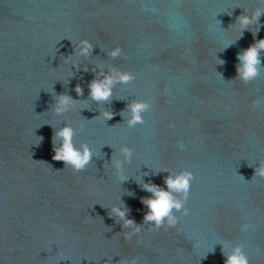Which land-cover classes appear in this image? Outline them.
I'll list each match as a JSON object with an SVG mask.
<instances>
[{"label":"water","instance_id":"water-1","mask_svg":"<svg viewBox=\"0 0 264 264\" xmlns=\"http://www.w3.org/2000/svg\"><path fill=\"white\" fill-rule=\"evenodd\" d=\"M256 7L264 0H0V264H224L221 248L237 242L249 264H264V178L254 176L264 161V53L255 80L236 71L237 54L264 38V15L255 37V25L241 35L235 23ZM82 38L93 50L76 67ZM117 44L124 55L112 58ZM100 66L135 74L111 103L88 96ZM59 93L78 100L63 114ZM150 97L145 124L129 128L121 111ZM104 108L116 115L105 121ZM65 123L93 152L81 172L52 158ZM125 144L133 157L117 172ZM161 165L194 174L189 214L177 212L167 231L143 223L141 197L151 194L142 184L166 188ZM113 205L141 226L131 240Z\"/></svg>","mask_w":264,"mask_h":264},{"label":"clouds","instance_id":"clouds-1","mask_svg":"<svg viewBox=\"0 0 264 264\" xmlns=\"http://www.w3.org/2000/svg\"><path fill=\"white\" fill-rule=\"evenodd\" d=\"M261 15H264V8L256 7L250 12L244 10V13L237 16L235 23H238L241 29V35L244 30L249 29L250 25H255L256 31L252 32L255 37L260 30ZM77 47L78 52L75 53L77 59L72 61L73 66L76 67H78L77 61L79 57H89L91 55L93 44L88 38H82L79 40ZM262 53H264V38L255 40L253 44L237 54V59L239 61L236 65L237 78L243 83L247 84L260 75L262 68ZM108 55L112 58H116L124 55V52L122 47L117 44L115 47L108 50ZM223 63L224 61L219 59V64ZM98 69V71L97 69L93 70L95 72V77L88 83V96L97 104L111 103L115 85L118 83L128 84L135 79V74L133 72L122 70L115 66L109 67L107 70L100 66ZM74 91L78 96H83L84 94L80 84L75 86ZM77 101L78 100L73 99L71 95L59 93L55 97L54 112L56 114L68 112L75 107ZM153 102L154 98L152 97L146 99H133L128 102L125 109L121 111V113H127V126L129 128H134L137 125L145 124L144 114L150 111ZM121 113H119V115H121ZM100 115L107 121L112 119L116 113L109 108H104L100 112ZM121 116L123 117V115ZM74 132V128L69 123H65L55 131L53 137L54 155L52 158L56 161H62L65 167L71 168L73 172H81L85 170L92 161L93 152L87 143L79 147L74 144ZM57 138L59 139L58 144L56 143ZM40 139H42V137H40ZM120 152L123 155V161L116 158L112 159L113 167L117 172L122 168L125 161L130 163L133 157L132 148L126 144L120 148ZM160 171L168 173V175L164 177L166 188L156 185L151 181L142 184L143 190L151 194L146 197H141L142 203L147 208L143 216V223H150L153 230L163 228L167 231L169 228L177 225L179 221V217L176 215L177 212H182L184 216L189 214V209L185 207V203L188 199L194 174L187 168L173 174L166 165H161ZM145 174L147 175V173ZM254 176L264 178V161L259 162V165L255 167ZM112 213L121 219L125 229H129V231L123 233L125 240H131L134 234L140 233L141 226L127 215L128 209L126 206L121 207L119 205H113ZM221 252L225 255L224 264H249V258L243 251L242 244L239 242L232 245L230 252L225 254L223 247L221 248ZM59 254L62 258L64 257L63 252ZM138 261V256H132L131 259H120L118 264H138ZM105 264H111V261L107 260Z\"/></svg>","mask_w":264,"mask_h":264}]
</instances>
